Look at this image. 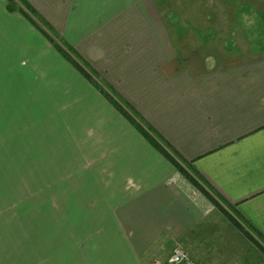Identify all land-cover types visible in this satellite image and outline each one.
<instances>
[{"label": "crops", "instance_id": "crops-1", "mask_svg": "<svg viewBox=\"0 0 264 264\" xmlns=\"http://www.w3.org/2000/svg\"><path fill=\"white\" fill-rule=\"evenodd\" d=\"M24 1L264 242V56L230 61L201 37L211 23L196 27L205 16L183 5L195 0ZM6 6L0 0V264L165 260L202 211L189 199L194 187Z\"/></svg>", "mask_w": 264, "mask_h": 264}, {"label": "rangeland", "instance_id": "rangeland-1", "mask_svg": "<svg viewBox=\"0 0 264 264\" xmlns=\"http://www.w3.org/2000/svg\"><path fill=\"white\" fill-rule=\"evenodd\" d=\"M222 1L224 0H195L183 5L188 6L192 14L205 16L204 23L200 18L194 19V24L197 23L196 27L203 28L211 23L212 32L204 34L203 31L201 37L208 41L210 39L214 41L230 61L264 56V0H241L236 3ZM236 11L238 18L232 14ZM179 23L181 26H186L191 23V19L182 18ZM57 41L61 43L59 40ZM53 46L57 50L55 44ZM97 82L105 89L111 90L99 79ZM108 93L111 95V92L108 91ZM103 96L105 95L103 94ZM105 98L111 103L107 97ZM39 100L41 105L42 102L44 105L49 102L43 98L42 93ZM21 103L22 101L20 106ZM22 107H27L26 102H23ZM22 113L24 112L18 114V116L20 115L19 122L25 118ZM54 137L59 138L58 135H52V138ZM58 142L57 144L53 142V145L56 144L55 150H58ZM58 165V157H56V160L52 162V167L58 169ZM184 166L188 169L185 164ZM66 169L70 170L69 163L66 165ZM189 172L195 176L191 170ZM187 180L189 181V179ZM198 180L208 194L216 199V202L189 181L194 187L189 194V199L197 207L200 206L202 213L200 212L193 227H188L185 230L186 233L180 235L179 246L184 247L198 264H264V242L251 231L249 233L252 239L246 236L242 230L240 231L235 222V219L238 218L232 208L203 184L200 178ZM202 202L203 204H201ZM175 245L177 244L172 243L170 249L165 250L163 259H168Z\"/></svg>", "mask_w": 264, "mask_h": 264}, {"label": "trees", "instance_id": "trees-1", "mask_svg": "<svg viewBox=\"0 0 264 264\" xmlns=\"http://www.w3.org/2000/svg\"><path fill=\"white\" fill-rule=\"evenodd\" d=\"M7 10L9 12H19L25 16L31 24H33L51 43L55 44L57 50L61 55L67 59L75 68L89 81L91 82L102 94L105 95L115 107L143 134V136L149 141V143L155 147L159 152H161L167 159H169L173 165L183 174L189 181L196 187L200 188L204 193H206L212 200L216 202V199H213V196L208 194L204 189L203 185L199 182L198 176H193L189 172V168L186 169L184 163L178 158L173 156L165 147V145L160 141V138L154 131L146 125L141 118L135 114L132 109L128 106H122L118 101L115 100L109 93L111 90L105 89L103 85H99L97 82L98 76L92 72L88 71V66L85 63H82L76 53L69 47H66L65 44L59 43L58 38L55 37L51 32L49 27H47L43 20H41L33 11V9L24 1V0H7ZM110 89V88H109ZM140 120V121H139ZM186 165V164H185ZM187 166V165H186ZM220 206V205H219ZM221 207V206H220ZM222 208V207H221ZM223 209V208H222ZM234 212V211H233ZM235 214V212H234ZM237 217V216H236ZM240 231L242 230L246 236L252 239L248 230L240 223L238 219H235Z\"/></svg>", "mask_w": 264, "mask_h": 264}, {"label": "built area", "instance_id": "built-area-1", "mask_svg": "<svg viewBox=\"0 0 264 264\" xmlns=\"http://www.w3.org/2000/svg\"><path fill=\"white\" fill-rule=\"evenodd\" d=\"M150 264H198L194 261L184 247L176 246L168 259H154Z\"/></svg>", "mask_w": 264, "mask_h": 264}]
</instances>
